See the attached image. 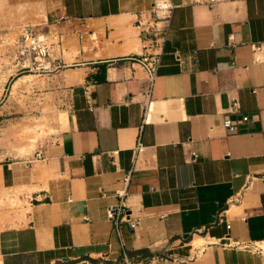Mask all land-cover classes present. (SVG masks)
<instances>
[{
    "label": "crops",
    "instance_id": "0c3cea01",
    "mask_svg": "<svg viewBox=\"0 0 264 264\" xmlns=\"http://www.w3.org/2000/svg\"><path fill=\"white\" fill-rule=\"evenodd\" d=\"M171 2L143 124L133 59L151 52L139 23L155 0H3L5 26L62 37L54 76L67 120L32 157L0 161V191L25 211L0 222V264H264L214 245L264 244V0ZM125 173L141 224L118 234L107 215Z\"/></svg>",
    "mask_w": 264,
    "mask_h": 264
},
{
    "label": "rangeland",
    "instance_id": "374dc122",
    "mask_svg": "<svg viewBox=\"0 0 264 264\" xmlns=\"http://www.w3.org/2000/svg\"><path fill=\"white\" fill-rule=\"evenodd\" d=\"M0 0V161L32 157L41 141L57 135L67 116L58 107L56 88L60 85L54 73H42L29 66L21 54L23 28L5 26L4 5ZM28 22L25 21L24 24ZM38 25L36 22H32ZM42 27L36 32L43 33ZM10 74V75H9ZM24 75H35L30 82H16ZM16 191H0V222L18 221L24 208Z\"/></svg>",
    "mask_w": 264,
    "mask_h": 264
},
{
    "label": "built area",
    "instance_id": "2783aa9c",
    "mask_svg": "<svg viewBox=\"0 0 264 264\" xmlns=\"http://www.w3.org/2000/svg\"><path fill=\"white\" fill-rule=\"evenodd\" d=\"M174 6L171 0H155L154 6L150 13V20L147 23L140 22L139 26L144 31L150 32L153 35L149 49L151 52L147 56L142 58H134V62L137 63L144 71L145 85L143 88L142 96L144 99L143 107V124L150 123L151 113L153 111V92L155 88L157 69L160 65V56L162 54V47L165 43L169 30L170 19ZM148 13L141 14V18ZM64 17L55 18L54 22L64 21ZM21 44V54L26 53V57L31 61L32 69L35 67L42 73H54L58 72L63 66L58 63L59 59L55 57L54 46L56 43L60 44L62 37L60 35H52L50 33L36 32L35 26H25L23 28ZM249 118L244 117L243 122H248ZM225 130L229 134H235L237 132V124L231 120H225L223 122ZM137 154L143 151V146L138 137L137 145L135 148ZM37 159H44L42 153L36 154ZM131 181V173H125L123 178L119 181L121 186L116 191L117 203L108 209V221L112 223L119 234L120 226L126 225L132 231H136L141 224L140 219L133 217V212L126 205V197L128 195V186ZM231 228V226H229ZM214 245H220L226 248L245 249L258 253L264 256V244L259 243H239L231 241L230 236L219 239Z\"/></svg>",
    "mask_w": 264,
    "mask_h": 264
},
{
    "label": "bare ground",
    "instance_id": "6f19581e",
    "mask_svg": "<svg viewBox=\"0 0 264 264\" xmlns=\"http://www.w3.org/2000/svg\"><path fill=\"white\" fill-rule=\"evenodd\" d=\"M31 3V2H30ZM25 14V13H24ZM69 38V37H68ZM67 38V39H68ZM69 41V40H68ZM65 43H68L67 41H65ZM1 75V74H0ZM10 75V74H9ZM35 75H24L22 77L19 78V80L16 82L15 87L17 84H19L20 82H32L33 79L35 78ZM20 189V188H19ZM201 240V239H200Z\"/></svg>",
    "mask_w": 264,
    "mask_h": 264
}]
</instances>
